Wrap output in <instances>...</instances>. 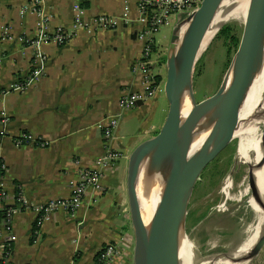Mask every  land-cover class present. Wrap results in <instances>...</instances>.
<instances>
[{"label":"crops","instance_id":"1","mask_svg":"<svg viewBox=\"0 0 264 264\" xmlns=\"http://www.w3.org/2000/svg\"><path fill=\"white\" fill-rule=\"evenodd\" d=\"M28 1L0 0V116L10 118L8 134L0 137V164L5 165L0 175L6 191L0 217L16 207L21 196L29 201L28 208L13 216L17 240L11 264H93L107 242H115L119 249L111 264H134L128 161L134 148L155 135L165 121L168 111L162 118L159 115L164 77L155 96L123 110L119 117L114 145L126 156L107 171L101 188L90 187L74 215L59 210L41 227L36 225L35 206L70 196L69 182L104 153L101 123L120 112L123 95L144 89L143 74L133 70L143 51L137 37L142 27L138 0H90L88 17L112 15L121 25L95 32L78 29L63 45L48 42L38 47L32 45L37 14H21ZM80 1L44 0L51 26L73 29L74 7ZM168 41L166 34L162 39L156 35L155 59L164 56L161 50ZM38 51L46 57L43 75L22 91H8L29 76ZM162 65L155 69L161 75ZM25 132L47 143L17 145L15 138ZM1 255L0 249V264ZM243 262L264 264V244Z\"/></svg>","mask_w":264,"mask_h":264},{"label":"water","instance_id":"2","mask_svg":"<svg viewBox=\"0 0 264 264\" xmlns=\"http://www.w3.org/2000/svg\"><path fill=\"white\" fill-rule=\"evenodd\" d=\"M221 2L203 0L198 9L174 25L166 60L165 93L169 108L165 121L155 135L139 143L129 156L127 194L134 264H180V241L185 236L188 203L196 180L236 137L242 101L264 67V0H251L242 37L225 81L213 95L196 100L193 92L196 65L206 49L202 50ZM186 88L191 89L193 107L183 120L181 99ZM207 113L214 122L212 133L204 147L190 156L194 130ZM146 160L153 167L163 161L170 163L165 188L150 223L145 220L138 195L140 172ZM251 185L256 193L254 196L260 200L252 177ZM263 244L264 230L250 251L237 253L234 249L215 257L211 264H222L219 263L222 257L251 260Z\"/></svg>","mask_w":264,"mask_h":264},{"label":"built area","instance_id":"3","mask_svg":"<svg viewBox=\"0 0 264 264\" xmlns=\"http://www.w3.org/2000/svg\"><path fill=\"white\" fill-rule=\"evenodd\" d=\"M203 0H138L140 11L139 21L141 28L137 33L139 40L143 42V51L140 58L135 62L133 70L143 74L144 89L138 92H129L120 99V112L116 115L109 116L101 123L103 128V146L104 153L98 157L93 167H84L80 169L78 177L69 182L71 194L66 198H56L49 200L35 209L38 213L36 225L42 226L46 221L51 220L54 213L64 210L70 215H74L81 207L87 190L90 187L97 189L102 186V179L119 160L126 156L122 149L114 145L115 131L119 125V117L123 110L132 108L139 101H146L158 92L162 83L157 82L156 76L159 73L155 69L159 64H165L161 59H155L156 53V35L163 28L175 25V19L183 18L198 9ZM44 0H29L21 8V14L34 12L37 14L36 37L32 40V45L38 47L42 43L55 42L58 45L65 44L72 38L74 32L78 29H84L88 32L99 30H109L121 25V20L112 15L98 14L92 17L86 15V8L80 4L75 5L74 27L68 29L63 26L53 28L51 26V15L43 7ZM128 11V5L125 6ZM0 55V60H1ZM45 55L38 51L36 55V66L31 70L29 76L23 81L14 83L9 90L22 91L34 79H39L44 72ZM159 60V61H158ZM161 75V74H159ZM163 77V76H162ZM7 90V89H6ZM4 91V90H1ZM10 118L5 113L0 116V137L8 134V124ZM17 145L27 143H37L45 146L47 143L40 137L29 132L21 133L15 138ZM0 169H5L4 164H0ZM6 196L4 182L0 175V205ZM29 207V201L24 196L18 199V205L9 208L0 217V249L2 251L1 264H11V255L13 253V243L17 240L14 232L13 216L17 211ZM4 234H6L4 236ZM119 249L115 242L105 243L98 251L93 264H111L118 255Z\"/></svg>","mask_w":264,"mask_h":264},{"label":"rangeland","instance_id":"4","mask_svg":"<svg viewBox=\"0 0 264 264\" xmlns=\"http://www.w3.org/2000/svg\"><path fill=\"white\" fill-rule=\"evenodd\" d=\"M224 26H228L230 31L221 35ZM243 27L244 24L240 22L225 23L202 53L196 65L193 82V92L197 101L213 95L225 81L240 43ZM172 30L173 25L158 33L160 39L163 34L169 37V41L161 50L162 54L165 52L163 56L165 63L169 54ZM160 71L165 84L167 72L165 64L161 66ZM164 84L159 96L162 103L159 111L161 118L169 108ZM260 101L254 106V109H258L255 111L258 114L264 112V107L259 106ZM238 144L239 135L204 168L192 190L184 234L199 259L215 258L236 249L237 244L244 239L243 230L255 220V213L248 204L249 195L238 198L240 191L245 188L244 181L248 174L247 166L237 160ZM228 179L232 181L233 197H228L224 192V185Z\"/></svg>","mask_w":264,"mask_h":264},{"label":"bare ground","instance_id":"5","mask_svg":"<svg viewBox=\"0 0 264 264\" xmlns=\"http://www.w3.org/2000/svg\"><path fill=\"white\" fill-rule=\"evenodd\" d=\"M250 1L251 0H222L213 18L209 36L202 50L208 46L211 39L225 23L230 21L240 22L242 24L245 23ZM183 27L185 30L186 25ZM259 100H261L259 106L264 107V67L260 75H256L255 84L250 88L247 98L242 101L240 123L236 132V136L239 135L237 160L241 164H245L248 171L244 181L245 188L240 191L238 198L243 197V195H249L248 204L255 213L254 222L250 223L249 226L243 230L244 239L237 244L234 250L237 253H245L253 249L264 230V112L258 114L255 112L258 109H254L255 104L258 103ZM192 107L191 89L186 88L183 90L181 99L183 120L189 115ZM213 127L214 122L210 119V113L205 114L194 130L189 149L190 156L198 153L204 147L212 133ZM169 168L170 163L168 161H163L161 165L154 167L147 161L141 168L138 195L145 220L148 223L152 221L161 199ZM167 169L168 171L166 172ZM251 177L260 200L256 199L254 196L256 193L253 191L251 185ZM231 179H228L226 185H224V192L228 197H233L231 194ZM180 243V264H211L213 262L214 258L199 259V257L194 254V248L186 235L181 237ZM219 263L244 264L243 261L228 259L226 257L220 258Z\"/></svg>","mask_w":264,"mask_h":264},{"label":"trees","instance_id":"6","mask_svg":"<svg viewBox=\"0 0 264 264\" xmlns=\"http://www.w3.org/2000/svg\"><path fill=\"white\" fill-rule=\"evenodd\" d=\"M80 4H81V6H83V7H85V8H87L88 6H89V4H90V0H81L80 1ZM230 30H229V27L228 26H224L222 29H221V35H223V34H226V33H228ZM164 60H165V58H164ZM162 61H163V58H162ZM156 79H157V82H161L162 80H163V77H162V75H157L156 76Z\"/></svg>","mask_w":264,"mask_h":264}]
</instances>
